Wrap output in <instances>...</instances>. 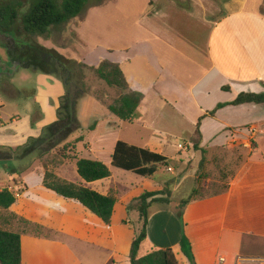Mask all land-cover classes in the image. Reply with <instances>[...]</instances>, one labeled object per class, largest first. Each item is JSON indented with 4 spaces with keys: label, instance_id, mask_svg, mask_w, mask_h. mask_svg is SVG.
Instances as JSON below:
<instances>
[{
    "label": "crops",
    "instance_id": "obj_1",
    "mask_svg": "<svg viewBox=\"0 0 264 264\" xmlns=\"http://www.w3.org/2000/svg\"><path fill=\"white\" fill-rule=\"evenodd\" d=\"M111 10L124 19L137 17L136 30L117 37L108 33L105 42L93 44L100 55L96 64L101 59L119 64L129 89L143 94L137 122L161 116L164 110L175 111L192 126L191 132L180 133V138L191 135L199 123L201 142L208 143L207 147L201 146L206 152L233 147L248 151L226 193L176 209V215L181 212V226L170 216L174 214L166 217L159 212L157 235L152 238L150 224L154 216H149L143 244L147 247L141 254L171 248L181 264H189L181 252L180 239L184 236L190 242L195 264H264V104L216 109L241 93L264 94V0H104L94 14L99 18L110 15ZM41 92L53 107L65 95L58 82H52L47 92L39 89L37 96ZM149 98L159 111L147 104ZM35 108L29 132L37 134L44 114L40 106ZM21 120L15 117L11 123ZM5 125L0 119V128ZM17 134L22 133L19 130ZM25 139L27 136L21 138ZM151 151L164 156L160 150ZM4 169L0 170V190L17 193L9 212L50 231L48 238L21 236V264H84L71 248L81 255L90 249L108 255L100 264L127 261L140 224L122 203L114 206L111 223L105 225L77 201L44 188L43 171L17 174ZM33 175L36 179L31 184ZM73 182L101 195H107L112 184L110 178L85 183L78 177ZM153 189L151 185L147 189L139 187L135 195ZM129 216L135 218L132 225L124 224Z\"/></svg>",
    "mask_w": 264,
    "mask_h": 264
},
{
    "label": "rangeland",
    "instance_id": "obj_2",
    "mask_svg": "<svg viewBox=\"0 0 264 264\" xmlns=\"http://www.w3.org/2000/svg\"><path fill=\"white\" fill-rule=\"evenodd\" d=\"M0 1L5 2L6 5L21 3L23 6L19 9V14L25 12L29 3V0ZM107 7L112 9L109 5ZM96 8H98L96 0H90L83 14L66 24L50 27L43 35H34L29 39L42 47L44 52L55 57L58 55L63 57L66 64L64 73H68L67 83H70L66 86L73 89L72 91L69 90V95H66L68 89L66 90L64 83L66 75H61L60 71L55 72L52 68L42 66L46 71L44 73L36 65L31 62L27 63V61L20 65L18 62L13 63L5 48H3L0 39V63L3 64L0 67V119L1 123L6 124L4 129L0 128V144H7L10 147L24 145L30 137H39L44 127L57 121L56 111L60 105L59 100L54 102L56 107H53L49 99L42 97L44 93L41 92L40 97L37 94L39 89L47 92L48 89L52 88V82H56V84L58 82L62 89H65V95L68 97L65 104H67V101L71 102L74 111L73 118L80 128L75 127L71 135L60 142L61 144L55 152L43 157L33 153L25 160L19 162L15 160L13 163L19 165L20 168L31 166L28 169L29 171L42 172L41 163L46 162L51 171L60 173L65 176L63 177L66 178L65 180L75 183L73 180L78 179L75 168L76 159L85 158L100 161L107 165L111 171L110 181L112 184L109 190L111 189L116 194L117 204L122 203L125 207L132 202L133 198L137 197L135 194L139 187L144 186L147 189V186L151 185L154 191H160L167 187L171 192L167 198L169 202L153 203L149 208V216H154L150 227L152 238H155L157 235L155 226L158 225L156 215L159 212H164L166 217H168V214H174V216H170L175 219L174 221L178 226H181V222L175 214L176 209L180 208V200L186 198L192 189L199 186L205 189V192L221 191L233 172L247 156L248 151L237 147L219 148L216 151L208 150L207 159L212 158V162L207 166L205 165L207 177L199 185L197 162L200 160V153L191 144V139L197 141V138L194 137V132L191 135L179 137L180 133L191 132L192 126L187 119L182 118L178 112L170 110L162 111L163 115L161 116L147 117L143 122L144 124L137 122V115L128 124L110 115L105 110L106 105L118 97L119 92L108 88L96 78L92 68L96 66V58L100 55L94 45L97 46L98 42H105L108 33H115L117 37L125 31L135 32L134 20L137 17L133 19L130 16L128 19H124L114 13L117 11L111 10L110 15H100L99 19L96 17L97 14H94ZM143 18H145L144 15L141 19L139 17L140 24ZM20 39L16 40L15 43L18 48L24 45V42ZM26 64H30V66H26ZM53 90L55 91L56 88L53 87ZM33 96L38 99L36 104ZM150 101L152 99L149 98L147 104L154 108L153 111H159V108L154 104L152 105ZM39 106L42 108L44 118L39 121L41 131L36 134L35 132H29V130L31 128L30 124L36 117L35 107L39 108ZM15 117H20L22 120L11 123ZM93 123L94 126L90 129ZM110 123H116V125L111 126ZM8 130H12L16 134H10ZM19 130L22 134H17ZM25 136H27V139L22 141L21 138ZM1 140H4V142ZM117 141H123L141 148L160 150L170 160L169 164L158 168L156 173L149 179L110 167L113 146ZM205 141H202L199 147H207L208 143ZM64 147L65 149H63ZM2 151L6 152V150ZM62 156L67 158L63 160ZM179 159L183 160L179 163ZM6 162L0 161V170L9 167L7 165L9 161ZM167 168H170L171 171H168ZM35 179V175H33L32 181L29 182L32 184ZM156 186H162V188L156 190ZM162 207L165 209L163 210ZM130 213L133 215L134 212ZM134 214L137 217V214ZM116 215L118 216L119 212ZM8 217L9 214L0 212V226H3L4 220ZM131 221H135L134 216H129L124 224L132 225ZM9 224L8 227L4 226V228L15 229V221H10ZM146 247L143 246L141 251L145 252ZM71 249L73 255L83 259L84 264H100L108 257V255L95 249L88 250L85 255H81L73 248ZM115 262L117 264H129L128 260L117 259Z\"/></svg>",
    "mask_w": 264,
    "mask_h": 264
},
{
    "label": "trees",
    "instance_id": "obj_3",
    "mask_svg": "<svg viewBox=\"0 0 264 264\" xmlns=\"http://www.w3.org/2000/svg\"><path fill=\"white\" fill-rule=\"evenodd\" d=\"M89 1L90 0H29L28 7L22 14H19V9H21L23 5L19 2L5 9L4 14L0 15L3 26L16 28V39L18 40L21 38L20 41L24 42V45L20 46L21 49L15 44L17 50L16 54L19 56V58H16V62H18L19 65L24 64V62L20 60L24 57L23 53H27L30 57V61L27 63H33L42 72L46 73L38 61L39 55L44 52L43 48L39 47L35 42L30 41V37L34 35H43L50 27L60 26L70 22L84 13ZM103 1L104 0H96V5H100ZM2 46L5 48L4 45ZM19 52L22 53L18 54ZM8 55L11 56V53H8ZM57 59L66 69L63 57L58 55ZM26 66H30V64H26ZM92 70L98 80L102 81L108 88H112L119 92L118 97L106 105L107 111L123 123L132 122L143 100V94L129 89L128 79L117 63L107 59H101ZM225 89L227 88H223V90ZM67 98L68 97L65 95L59 99L60 105L56 111L57 121L44 127L39 137H30L24 145L18 147H0V161L4 163L9 161V164H7L9 166L7 167L9 172L17 174L26 172L31 166L20 168L19 165L14 164L13 161L25 160L33 153H36L39 157L49 155L57 150L62 140L71 135L75 127L78 129L80 128L79 124L75 122L73 118L74 111L71 102L67 101V104H65ZM102 100L103 99H101V101ZM243 104L262 105L264 104V94L241 93L231 103L218 105L216 109L227 105L238 106ZM210 114H214V111ZM201 119H199V122ZM93 126L94 125H92L90 129H92ZM194 137L197 138V141L191 139V144L193 148L201 154L198 165V183L201 185L202 181L204 182L207 177L205 165L207 166L210 164L212 158L207 159L206 150L199 147L201 143L199 123L196 125ZM63 149H65V147ZM2 150H6V152ZM62 157L63 160L67 158L66 156ZM246 158L247 156H245L244 160ZM168 164V159L161 154L146 148L130 145L123 141H117L114 144L110 160V167L131 172L145 179L151 178L158 168L168 166ZM41 168L43 170L42 186L44 188L64 199L77 201L105 225H110L114 206L118 203V198L111 189L108 191L107 195H101L90 188L68 182L58 177L54 171L49 169V165H47L46 162L41 163ZM75 168L78 177L85 183H93L111 177L110 168L97 160L85 158L76 159ZM236 170L221 191L212 193L205 192L206 190L201 186L192 189L191 193L180 201V209L186 207L191 202L226 193L229 189V182L233 178ZM170 193L167 187L160 191H143L138 197L133 198L132 202L126 205V211L128 213L132 211L136 213L140 224V228L130 245L127 257L129 264H181L171 248H155L144 255L141 254L142 246L147 239L149 208L153 203H168L169 201L167 198L170 196ZM16 194V192L10 191L7 188H2L0 190V212L2 214H9V217L4 220L3 226H0V264H21L20 238L22 235L28 234L38 238H48V233H50L49 230L9 212V208L16 201ZM176 217L181 222V212L178 213ZM10 221L16 222V227L13 230L4 228V226L8 227V225H10ZM180 245L181 252L189 264H195L189 240L181 236Z\"/></svg>",
    "mask_w": 264,
    "mask_h": 264
},
{
    "label": "flooded vegetation",
    "instance_id": "obj_4",
    "mask_svg": "<svg viewBox=\"0 0 264 264\" xmlns=\"http://www.w3.org/2000/svg\"><path fill=\"white\" fill-rule=\"evenodd\" d=\"M12 5V4H11ZM11 5H6L5 2L0 1V15L4 14V10L8 9L11 7ZM17 33V29L16 28H9V27H4L3 26V22L0 20V39H1V43L2 45H4L5 50L7 53H11V56H9L10 60L13 63H16L17 59L19 58V56L16 54L17 50L15 48V41L17 40L15 37V34ZM16 50V51H15ZM22 52H19L18 54H21ZM22 59L20 60L21 62H28L30 61V57L28 56L27 53H23ZM38 61L40 63L41 66H43L44 68H52L53 71H60L61 75H66L64 78V83L66 85H70V83H67V72H65V68L63 67V65L59 62V60L57 59V57H55L54 55H51L49 53L46 52H42L39 57H38ZM3 64L0 63V67H2ZM64 68V69H63ZM69 87V86H67ZM69 89V88H67ZM69 90H73L71 87Z\"/></svg>",
    "mask_w": 264,
    "mask_h": 264
},
{
    "label": "built area",
    "instance_id": "obj_5",
    "mask_svg": "<svg viewBox=\"0 0 264 264\" xmlns=\"http://www.w3.org/2000/svg\"><path fill=\"white\" fill-rule=\"evenodd\" d=\"M179 147L181 148V146H180V145H179ZM167 170H168V171H171V169H170V168H167ZM219 262H224V260H223V259H220V260H219Z\"/></svg>",
    "mask_w": 264,
    "mask_h": 264
},
{
    "label": "water",
    "instance_id": "obj_6",
    "mask_svg": "<svg viewBox=\"0 0 264 264\" xmlns=\"http://www.w3.org/2000/svg\"><path fill=\"white\" fill-rule=\"evenodd\" d=\"M66 95H69V89L67 90Z\"/></svg>",
    "mask_w": 264,
    "mask_h": 264
}]
</instances>
